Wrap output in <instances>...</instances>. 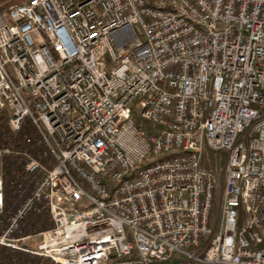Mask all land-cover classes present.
Listing matches in <instances>:
<instances>
[{
  "label": "built area",
  "instance_id": "obj_1",
  "mask_svg": "<svg viewBox=\"0 0 264 264\" xmlns=\"http://www.w3.org/2000/svg\"><path fill=\"white\" fill-rule=\"evenodd\" d=\"M0 120L4 263L264 264V0L14 5Z\"/></svg>",
  "mask_w": 264,
  "mask_h": 264
},
{
  "label": "trees",
  "instance_id": "obj_2",
  "mask_svg": "<svg viewBox=\"0 0 264 264\" xmlns=\"http://www.w3.org/2000/svg\"><path fill=\"white\" fill-rule=\"evenodd\" d=\"M25 1L24 0H0V14H5L10 7L17 5V4H21ZM0 130H3V127H1V120H0ZM0 140L3 141V137L1 136V134H0ZM8 171L9 170L7 169L6 175L8 174ZM2 258L3 256L0 255V264H6L2 261Z\"/></svg>",
  "mask_w": 264,
  "mask_h": 264
},
{
  "label": "rangeland",
  "instance_id": "obj_3",
  "mask_svg": "<svg viewBox=\"0 0 264 264\" xmlns=\"http://www.w3.org/2000/svg\"><path fill=\"white\" fill-rule=\"evenodd\" d=\"M24 1H25V0H24ZM137 121H138V119H137ZM143 127H144V130H145L147 127H151V126H149L148 123H144V124H143ZM9 136H11V135L9 134ZM11 137H12V136H11ZM218 155L221 156V154H218ZM219 180H220V178H219ZM217 213H218V201L215 202V209H214V218H213L212 229H214V225H215L216 218H217ZM207 241H208V237L204 240V243H206Z\"/></svg>",
  "mask_w": 264,
  "mask_h": 264
}]
</instances>
